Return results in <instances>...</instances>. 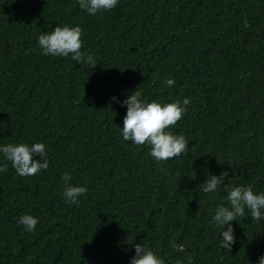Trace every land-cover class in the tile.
Segmentation results:
<instances>
[{"label": "trees", "instance_id": "trees-1", "mask_svg": "<svg viewBox=\"0 0 264 264\" xmlns=\"http://www.w3.org/2000/svg\"><path fill=\"white\" fill-rule=\"evenodd\" d=\"M57 25H79L97 64L41 55L36 37ZM135 90L190 98L167 129L188 142L179 157L121 139L126 106L110 98ZM22 142L44 143L49 166L0 171V264H128L141 242L164 264H256L264 221H231L222 249L209 221L228 189L199 184L227 171L225 185L264 193V0H118L95 15L77 0H0V144ZM64 172L87 188L78 203L61 196ZM25 213L32 232L16 222Z\"/></svg>", "mask_w": 264, "mask_h": 264}, {"label": "clouds", "instance_id": "clouds-1", "mask_svg": "<svg viewBox=\"0 0 264 264\" xmlns=\"http://www.w3.org/2000/svg\"><path fill=\"white\" fill-rule=\"evenodd\" d=\"M117 3L118 0H77L78 7L88 15L111 10ZM81 31L79 25H57L51 30L42 31L36 37L41 55L70 56V59L78 65L83 63L90 68L93 67L97 64L93 55L81 51ZM173 84L172 78L164 80V85L167 87ZM110 100L126 106L122 126H118L123 141H130L133 145H147L148 155L157 162L177 158L185 152L188 142L183 134H174L167 129L175 125L186 113V106L190 103L189 97L159 103L155 100L142 99L135 90L123 101H118L116 96H112ZM8 162L21 177L33 176L49 166L46 148L42 142L0 144V171L7 170ZM228 175L227 171H221L218 175L209 174L204 182L199 184V189L200 192L207 194L215 192L220 186L227 187V195L222 198L226 203H218L215 206L209 222L221 228L219 246L230 250L234 242L233 226L230 222L237 220L238 217L247 218L252 222L264 221V193L253 194L252 189L244 184L225 185V178ZM61 180L64 183L61 196L65 203H78L86 194L87 188L84 185H74L70 182V173H61ZM16 222L23 226L24 231L32 232L35 230L37 217L25 213ZM169 246L178 252L183 248L175 241H170ZM133 248L134 255L128 264H164L163 258L156 255L143 242L134 244ZM185 260L191 264L187 254L184 258L177 257L175 264H184ZM256 264H264V254L259 256Z\"/></svg>", "mask_w": 264, "mask_h": 264}]
</instances>
